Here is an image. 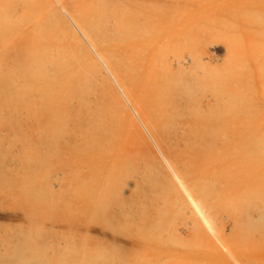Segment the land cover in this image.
I'll return each instance as SVG.
<instances>
[{
    "label": "bare ground",
    "instance_id": "1",
    "mask_svg": "<svg viewBox=\"0 0 264 264\" xmlns=\"http://www.w3.org/2000/svg\"><path fill=\"white\" fill-rule=\"evenodd\" d=\"M69 1L89 0H0V85H15L18 97L23 96L29 80L39 75L46 52L55 64L54 29L62 22L77 46L104 69L152 144L147 142L143 150L129 147L116 142L114 136L113 140L112 130L107 129L110 132L106 134L104 127L98 129L94 121L81 118L77 120L82 128L78 142L71 141L79 138L73 135L60 145V139L49 144L38 136L42 129L39 119L25 126L20 120L21 133L33 143L28 147L36 146V151L20 149L18 164L3 166L0 176L9 181L18 177L23 183L20 187L26 194L20 188L18 196L27 197V212L22 216L28 228H15L11 239L6 230L3 232L0 263L264 264V129L251 148L248 143L257 111L249 94L256 89V82L264 85V54L260 58L248 55L241 52L242 47L234 50L229 43L224 65H218L215 56L203 62L207 47L232 29L227 21L229 9L224 10L225 5L217 1L199 6V0H100L103 12L112 10V5H124L125 25L137 28L134 49L138 59L133 65L145 63L148 85L144 86L148 94L151 90L157 95L163 106L161 128L170 132L175 142L163 148L149 133L145 118L138 115L140 108L124 83L117 80L123 60L117 64L119 69L106 59L76 17L78 11L68 7ZM258 1L253 0L262 2ZM83 14L93 18L87 8ZM231 17L258 28L254 45L264 53V12L240 11ZM184 50L188 51L186 66ZM156 53L158 72L153 69ZM170 53L173 60L168 58ZM254 61L257 67L253 70ZM107 86L114 91L113 86ZM47 87L48 92L36 95L28 111H51L56 119L60 113L54 77ZM203 91L215 100L209 111L199 116L195 95ZM112 95L116 97L114 92ZM133 106L139 108L138 113ZM199 140L205 142L201 150ZM45 176L48 182L57 179V185L47 183ZM9 191L4 192V199L11 196ZM65 208L69 209L70 225L79 215L84 216L83 224L89 220L79 240L70 234L64 237L53 223L44 226L49 213H63ZM212 214L220 217L219 222ZM180 218L189 220V235L177 228ZM95 220L102 226L98 237L88 234L97 232L92 224Z\"/></svg>",
    "mask_w": 264,
    "mask_h": 264
},
{
    "label": "rangeland",
    "instance_id": "2",
    "mask_svg": "<svg viewBox=\"0 0 264 264\" xmlns=\"http://www.w3.org/2000/svg\"><path fill=\"white\" fill-rule=\"evenodd\" d=\"M209 1L220 2L221 5H225L224 10L229 9V13L227 14L230 15V18L227 19V21L231 24L232 29L230 28V34L223 37V39L217 44L207 47L208 55H205L203 62L209 61L208 56H215V59L217 60L216 63H218V65H224L227 59L226 49H229V43H233L234 50L236 47H238V49L242 47L243 51L241 50V52L248 55L256 54L260 58L264 53L256 51L257 47H255L253 40L254 35L258 33V28L248 25L239 18H232L231 14H234L235 12L239 13L240 11L249 13L250 10L255 9L264 12V0H259L262 1L260 4L254 3L253 0H199V6H203L204 3H209ZM67 5L72 10L78 11L76 17L86 26L87 35L98 45L106 59L110 60V63L117 65L123 60L122 62L124 63L120 64L123 65V70L121 69L120 73L121 77L117 80H121L124 83L126 86L124 87L128 90L131 99L137 103L141 112L138 113L139 108L134 106L133 109L136 108L135 110L138 115L140 114L139 116H142L143 119L145 118L146 120L144 119V121H148L147 123L145 122V125L146 127H149L150 130L148 131L155 141H158L163 148H166V146H174L175 142L172 136H170V132L164 131L160 125L162 122L161 110L163 109V106L158 100L157 95L151 90V93L148 94L149 89L147 90V86H144L148 83L145 74L147 70H145V63L137 66L133 65V61L138 59V50L135 51L134 45L139 36L134 35L137 30L136 27H128L124 23V20L127 18L122 9L124 5L119 7L112 5V10H107L106 12L102 11L103 2L100 0H89L86 3L81 1H69ZM85 8H87L89 15L93 14L92 19H87L83 14ZM54 30L57 32L55 33V64H52L49 52L48 54L46 52L43 56L44 59L39 65V75L34 76V78L29 80L26 93L23 96L18 97L15 85L7 83H2L0 85V172L3 170V166H7L8 168L10 166L14 167L18 164V162L16 163V157L20 149H24L27 152L33 150L36 151V146L34 149L28 147V145L33 143H30V140H28L30 137L24 134L25 132L22 133L24 136L26 135L27 138L21 137L22 133L20 131V125L22 127V124L18 125L20 120L21 123L24 124L23 126H25L26 122L34 124V121L39 119L40 123H42V129L38 133V136L41 139H46L49 144L56 139H60V145L61 141L63 143L67 139L73 138L75 135L81 136L82 128L79 129L77 121L79 118H81V120H89V122L94 121L92 124L97 126L98 129H101L99 126L104 127V130L102 129V131L106 134L112 130L115 134H111V138L113 139L115 137L116 142H123V144L125 143V145H129V147H139V150H143L141 147H147V142L149 145L152 144L140 123L134 117L132 109L119 95L117 89L109 80V76L105 73L104 69L98 65V62L94 57L92 55L89 57L80 49V47L77 46L75 38L66 30L62 22H57V26L55 25ZM182 55L187 56L188 51L184 50ZM168 56L170 60H173V53H170ZM153 62V65L156 64V68L153 69L156 70L155 72H158L160 63L157 53L155 54V58H153ZM255 62L257 63V61H254V63L251 64L253 70L257 67ZM183 63L184 66L189 64L188 56L183 57ZM120 68L121 67H119V69ZM122 76L124 77L122 78ZM51 77H54L55 79L57 106L60 113L59 117L56 119L50 115L51 111H28L30 110L29 107L36 95H43L48 92V90H46L48 88L47 82ZM152 80L154 88V78ZM108 81L110 82L109 84H107ZM107 85H111V87L113 86V92L116 94L117 98H114L112 90L109 89V86ZM254 85L256 89H254L249 96H252V104L257 106V111H254L255 113L251 120L252 131L248 136L250 148L254 142L257 141L258 136L261 134V130L264 129V103L261 102L262 100L264 101V85L258 82ZM195 96L199 98V111H197L199 112V116L205 115L215 99L207 91L199 92V94ZM122 103L123 105H121ZM142 112L143 114L141 115ZM69 117L71 118V121ZM129 117H131L132 121L135 123L134 126L133 124H130ZM150 121L151 124H149ZM105 129H110V131H106ZM32 135H34V133ZM80 136L79 138L74 137L71 141L78 142L81 138ZM72 142L70 143L73 144L74 142ZM52 144H54V142ZM204 144L205 142L199 140V150L204 148ZM58 167H61V169L65 168L63 165H59ZM201 171L202 169L199 168V176ZM56 174L60 175V172ZM45 177L47 178H44L47 183L50 182L53 187L54 185H57V179L54 180V178H51V181L49 180L48 182V176ZM93 178L94 176L91 179ZM21 184L23 183L18 177H14L9 181L8 178L4 180L3 177L0 176V236H2L3 232L6 230L10 239L14 235L15 228L19 226L28 228L27 220L24 218V215L22 216V214L27 212V197L25 196L21 199V197L18 196L21 189L23 193L26 194V190L20 187ZM6 185L7 187L11 186V188L5 189ZM9 190H11V196L8 195L9 198L4 199V192H10ZM21 202L22 206H20ZM20 208H22V211ZM67 208H65L66 212L61 210L63 213H60L59 211V213L53 214V216L49 213L48 217L43 219L44 226L50 227L53 223L55 230L60 234L62 233L64 237L66 235L69 236L70 234L71 238L79 240L80 234H84L83 226L87 225L89 220L85 221L86 223L83 224L84 216L79 214L84 215L85 213H79L77 216L79 215L78 218L81 216L80 219L75 215V218L77 219H74V224H71V226L68 223L70 220V216L68 215L70 213L69 209L67 211ZM212 216L214 220L219 222L220 217L217 214H212ZM85 217H87V215H85ZM96 222L97 220H95V222L93 221L92 224L97 232H88V234L93 237H98V231L102 228L101 224ZM176 225L178 229L183 231L185 234L184 236L190 234V224L188 219L184 220L183 218H180L176 221ZM1 226H3V230ZM68 228L71 230L68 231ZM228 229H230V227H228ZM63 246V243H61L60 248H63ZM2 251V247L0 246V255L3 254Z\"/></svg>",
    "mask_w": 264,
    "mask_h": 264
}]
</instances>
